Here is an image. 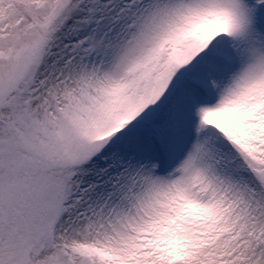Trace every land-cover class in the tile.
<instances>
[{
  "label": "snow or ice",
  "instance_id": "snow-or-ice-1",
  "mask_svg": "<svg viewBox=\"0 0 264 264\" xmlns=\"http://www.w3.org/2000/svg\"><path fill=\"white\" fill-rule=\"evenodd\" d=\"M0 264H264V0H0Z\"/></svg>",
  "mask_w": 264,
  "mask_h": 264
}]
</instances>
